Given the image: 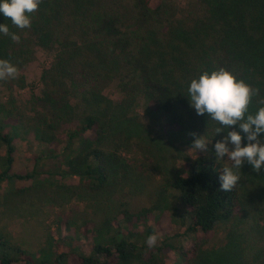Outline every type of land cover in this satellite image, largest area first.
<instances>
[{"label":"trees","instance_id":"obj_1","mask_svg":"<svg viewBox=\"0 0 264 264\" xmlns=\"http://www.w3.org/2000/svg\"><path fill=\"white\" fill-rule=\"evenodd\" d=\"M195 1L177 16L173 0H41L25 29L0 14L20 37L17 43L0 33V59L18 69L15 78L0 80L8 89L26 87L24 66L35 47L57 51L24 111L12 97L0 103V186L19 194L29 189L14 187L19 181L43 187L58 178L99 192L132 172L110 142L102 91L112 83L122 94L120 114L139 117L140 105L170 143L191 149L196 133L210 149L170 168L148 206L122 205L98 223L57 221L36 250L11 244L0 230V264H264V169L244 163L237 186L220 189L228 166L213 145L227 129L217 133L216 121L197 115L187 91L202 72L224 67L259 89L249 114L264 107V0ZM19 142L35 148L24 173L16 166ZM166 218L176 231L149 247L147 238L158 237ZM219 228L226 230L223 248L204 250Z\"/></svg>","mask_w":264,"mask_h":264},{"label":"rangeland","instance_id":"obj_2","mask_svg":"<svg viewBox=\"0 0 264 264\" xmlns=\"http://www.w3.org/2000/svg\"><path fill=\"white\" fill-rule=\"evenodd\" d=\"M173 4L177 6V16H180L181 9H185V12L191 10L196 1L173 0ZM172 8L175 9L171 6ZM33 53L32 61L24 66L26 87L8 89L0 83V103L14 99L16 106L24 111L31 96L40 94L41 74L44 69L52 66L57 51L35 47ZM108 66L107 63L105 67ZM102 95L110 108L106 120L110 127L111 145L119 148L129 158L132 172L119 183L99 192H90L72 179L60 181L56 178L43 187L35 186L33 181H19L14 187L29 188L27 192L19 194L12 193L6 184H2L0 230L11 244L36 250L46 241L48 233L53 232L57 221H76L81 224L88 220L98 223L105 215L116 213L122 205L133 211L148 206L154 199L164 174L175 164L180 165L184 157H192L196 153L186 146L170 143L158 122L148 120L143 115L140 105L135 111L139 117L133 118L130 111L125 110L120 114L122 94L116 83L106 87ZM233 127L229 130H233ZM229 147L231 149L232 146ZM34 151V146L28 142L17 144L18 170L23 173L29 171ZM3 154L4 150L0 149V157ZM223 160L226 166L230 165L227 157ZM168 226L167 218L162 220L163 230L158 232L157 240L173 235L172 231L176 229L169 230ZM225 239V228H219L203 248L209 252H218L223 248Z\"/></svg>","mask_w":264,"mask_h":264},{"label":"clouds","instance_id":"obj_3","mask_svg":"<svg viewBox=\"0 0 264 264\" xmlns=\"http://www.w3.org/2000/svg\"><path fill=\"white\" fill-rule=\"evenodd\" d=\"M41 0H0V14L9 18L13 25L19 29L30 28L31 14L38 10ZM0 33L11 37L15 42L20 37L10 33L6 24L0 23ZM18 69L8 60L0 59V80L15 78ZM190 106L197 115L207 114L216 121L220 127L217 133L227 129L226 135L217 140L214 147L216 159L223 160L227 157L230 161L228 167L222 168L219 176L220 189L225 192L232 191L240 181V169L247 163L253 171L264 169V107H260L255 114H249V106L254 96L259 95V89L253 88L241 79H237L233 72L220 67L211 72L204 71L198 78H193L188 86ZM264 105V99L259 101ZM237 130H228L230 127ZM241 133L244 135L242 136ZM194 137L191 149L195 152L209 153V143L190 133ZM242 140L247 143L242 146ZM231 145V149L229 147ZM157 242L156 235H150L146 243L154 247Z\"/></svg>","mask_w":264,"mask_h":264}]
</instances>
